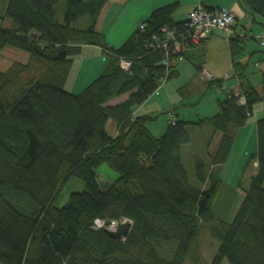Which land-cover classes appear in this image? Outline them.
<instances>
[{"label":"trees","instance_id":"obj_1","mask_svg":"<svg viewBox=\"0 0 264 264\" xmlns=\"http://www.w3.org/2000/svg\"><path fill=\"white\" fill-rule=\"evenodd\" d=\"M107 1L0 0V54L8 46L30 54L27 63L0 71V263L198 262L199 239L207 231L219 242L208 264H264V120L258 122V150L242 172L256 164L254 173L242 187L245 194L233 218L217 219L214 210L236 132L262 100L237 60L244 39H230L242 90L223 92L226 98L215 115L172 120L162 136H155L148 124L156 117L134 116L133 110L149 100L162 80L178 77L173 62L194 45L187 19L175 20L182 0L154 9L119 47L97 27ZM242 1L264 18V0ZM6 18L11 27L5 26ZM165 28L176 31L184 45L180 51ZM88 45L102 49L106 69L76 94L65 84L74 57ZM122 60L131 62L128 70ZM221 82L211 79L205 91L215 85L221 90ZM194 90L200 91L193 82L179 89L181 105ZM124 95L126 101L108 105ZM110 119L116 122V135L107 131ZM203 127L210 132L190 173L183 147L191 142L190 128ZM218 132L221 139L211 150ZM104 163L118 174L106 184L96 173ZM71 177L86 187L57 207ZM97 219L106 224L128 219L133 226L122 241L106 227L96 228ZM168 244L175 246L171 258L162 255Z\"/></svg>","mask_w":264,"mask_h":264},{"label":"crops","instance_id":"obj_2","mask_svg":"<svg viewBox=\"0 0 264 264\" xmlns=\"http://www.w3.org/2000/svg\"><path fill=\"white\" fill-rule=\"evenodd\" d=\"M108 2L109 0L107 1V4ZM171 2L172 0H132V2H130L128 5L126 4L123 6V9H126L127 7H136L137 10L136 14L127 24L129 27H123L124 22L122 25L118 24L117 29L121 30V32L111 38L108 37L107 32V42L115 47H119L136 29L138 22L147 19L149 14L154 9ZM198 4L209 7L212 10H230L235 15V21L230 31L214 30L201 43L192 45L188 50H185L181 56L176 58L173 63L175 64L176 69L178 70L177 72L179 73L177 78H180L182 72L187 69L192 80L191 82L195 83V86L198 87V89L205 88L207 86L206 84L211 80L208 78V74H211L213 79H220L222 81L221 85L224 89L234 91H239L240 89L242 90L241 76L237 75L235 72L234 63L230 52V39L236 36L244 39V53L240 55L237 60L245 66L243 72L244 78L247 79V81H249L259 91L262 96V100L255 105L253 115L248 119L247 123L237 130L232 150L234 149L237 139L241 137L243 133L245 134V132L242 131L244 129H248L247 133L250 134L249 138L251 139V143L248 144L249 149L245 151L244 154H254L258 150V122L260 120H264V18L260 15H254L251 13L249 8L242 0H182L181 6L183 5L187 7L188 13H190L196 8ZM188 15L182 19H177L175 16V20L178 22L184 21L188 18ZM119 16H121V14ZM117 22L118 19L112 23L113 25H111V27H113L111 30L115 27V25H117ZM253 42L257 44V47L252 48L251 44ZM248 45L251 46L252 50L248 47ZM77 57L78 56L74 57V60L72 61L70 74L71 72H75V74H77L82 65H89L92 60L87 59L90 57H97L102 61L98 68V74L103 73L106 69L107 60L99 46H85L82 53L79 55L81 60L79 61L80 58L77 59ZM252 65L255 70L258 71L255 72L256 76H253L250 71V67ZM227 73L231 74L232 77L230 79H224ZM170 81L166 80V82L158 88V90L149 98L147 102L136 107L133 110V115H151L157 118L158 113L162 111L163 108H172L174 104L176 106L177 103H180L182 98L175 97V92L173 89L170 91L167 87ZM257 82L258 85L256 84ZM181 87H179V89ZM127 98L128 95L115 98L108 102V105L120 104L126 101ZM169 113L170 115L166 127L158 129V132L161 134L160 136L165 133L172 120L181 119L182 115L178 113L176 109H171ZM107 131L111 135H116L117 125L115 120H109L107 124ZM220 139L221 137L218 139V143ZM232 150L230 154H232ZM227 163L228 162H226L224 166ZM255 166L256 165L254 164V167ZM225 173L226 171L224 172L223 169L221 171L222 178L224 177Z\"/></svg>","mask_w":264,"mask_h":264},{"label":"rangeland","instance_id":"obj_3","mask_svg":"<svg viewBox=\"0 0 264 264\" xmlns=\"http://www.w3.org/2000/svg\"><path fill=\"white\" fill-rule=\"evenodd\" d=\"M130 2H132V0H109L108 4L103 10L102 15L99 17L98 29L101 32H105V34L108 32V37L111 38L121 32V30L117 29L118 24L122 25L124 22L123 27L126 26V28H128V22L137 12L136 7H127L126 9H123V6H125L126 4L128 5ZM182 6H180V8L175 13L177 19H182L189 14L188 8ZM120 14L121 16H119ZM116 19H118L117 25H115V27L111 30V28L113 27H111V25H113L112 23L115 22ZM4 24L6 27H11L12 22L9 18H6ZM251 46L252 48L257 47V44L253 42ZM251 46L248 45V47L252 50ZM103 54L105 56L104 52ZM78 58H80L79 55L77 59ZM29 59L30 54L28 52L15 47L8 46L0 54V71H6L15 62L27 63ZM80 60L81 58L79 59V61ZM87 60H92L89 65H82L77 74H75V72H71V74L68 76L65 85V88L68 91H71L76 94L80 93L95 78L102 74H98V68L102 63L100 58L90 57ZM250 71L253 76H256L255 72H258L255 70L253 65L250 67ZM191 81L192 80L189 76L188 70L185 69L182 72L181 77L170 81L167 87L170 91L171 89H173V91L175 92V97L181 98L179 87H181L182 85L185 86ZM256 84L258 85V82ZM205 90L206 88H201L200 91L196 90L197 92L194 90L195 92L186 99L184 105H181L180 102L177 103L176 106L174 104L172 108H163V110L158 113L157 118L153 120V122L151 121L148 124V127L151 129L154 135H161L158 132V129L166 127L170 115L169 111L171 109H176L178 113L182 115L181 119L184 120H198V118L200 117H210L215 115L219 110V101H223L226 98L225 94H223L220 91L219 86L216 85L211 87L208 91ZM112 120L113 119H111V121ZM247 131L248 129H244L242 131L245 132V134L243 133L241 137L237 139L234 149L232 150V154L229 155V158L227 160L228 163L224 167H222V170L224 169V172L226 171L224 177L222 178L224 186L222 187V190L214 208L215 216L217 219L220 220L230 221L233 218L241 202V199L245 194L242 187H247L249 185L250 177L254 173L253 164L248 168V170H246V174H242L244 166L247 164L250 156V154H244V152L249 149L248 144L251 143V139L249 138L250 134H248ZM189 132L191 135V142L183 147L182 156L184 165L187 167L189 172L192 173L193 158L196 155H202V147L204 146L205 140L210 132V128H190ZM220 137L221 133L218 132V135L214 139V142L211 146V150L215 148ZM96 173L101 183L105 184L113 182L118 177L117 172H115V170H113L107 163H104L99 168H97ZM240 181L242 182L241 186L239 185ZM85 187L86 185L84 181L76 177H71L68 182L64 185L59 196L57 197L55 203L56 206H64L70 200V196L73 192H81L85 189ZM218 245L219 242L213 240L210 237L209 232L205 231L201 234L199 239L201 257L200 260L196 262L189 259L186 261L185 264L210 263L213 258V255L217 250ZM174 247V244L164 245L162 247V255H164L165 257L170 256ZM225 264L228 263L226 262Z\"/></svg>","mask_w":264,"mask_h":264},{"label":"built area","instance_id":"obj_4","mask_svg":"<svg viewBox=\"0 0 264 264\" xmlns=\"http://www.w3.org/2000/svg\"><path fill=\"white\" fill-rule=\"evenodd\" d=\"M235 21V15L230 10L221 9V10H212L209 7H206L202 4H198L195 9H193L185 23L188 25V28L191 30L188 37L193 44H199L205 40L214 30L230 31ZM143 28L144 26L141 25ZM167 33L168 39L174 41V47L176 51H180L184 45L177 40L176 31L164 29ZM166 46V44H164ZM165 64H168L167 62ZM131 66V62L127 60L121 61V67L125 70H128ZM232 76L230 73H227L224 79H230ZM209 79H213L211 74H208ZM166 80H162V85ZM222 92L228 94L230 93L229 89H224L222 87ZM127 220V219H126ZM124 220V221H126ZM122 221V222H124ZM121 222H112L106 224L104 220L97 219L95 221L96 228L106 227L107 230H116Z\"/></svg>","mask_w":264,"mask_h":264},{"label":"water","instance_id":"obj_5","mask_svg":"<svg viewBox=\"0 0 264 264\" xmlns=\"http://www.w3.org/2000/svg\"><path fill=\"white\" fill-rule=\"evenodd\" d=\"M132 226V221L127 219L126 221L121 222L116 230H107V232L113 238L123 241L129 236Z\"/></svg>","mask_w":264,"mask_h":264}]
</instances>
